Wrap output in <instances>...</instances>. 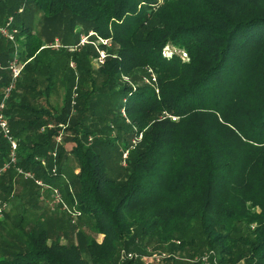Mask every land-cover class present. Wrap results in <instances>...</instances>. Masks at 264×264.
I'll list each match as a JSON object with an SVG mask.
<instances>
[{
    "label": "trees",
    "instance_id": "trees-1",
    "mask_svg": "<svg viewBox=\"0 0 264 264\" xmlns=\"http://www.w3.org/2000/svg\"><path fill=\"white\" fill-rule=\"evenodd\" d=\"M1 5L0 24L8 15L25 18L26 9L43 13L48 22L69 17L79 34L88 31L103 41L106 57L97 65L93 56L81 55L80 85L88 90L81 95L94 104L81 101L79 114L67 121L75 79H67L69 88L62 85L64 95L52 97L58 89L47 76L59 78L60 65L42 63L45 49L33 39L32 19L30 26L21 23L19 33L29 39L22 59L28 61L4 108L18 161L0 179L10 170L21 176L20 163L23 173L49 185L67 183L65 200L76 215L73 222L68 213H52L53 226L42 218L21 235L22 242L6 243L12 248L0 250V264H141L135 256L157 251L170 253L164 259L169 264H192L190 259L212 252V263L264 264V0H0ZM168 47L174 49L169 55ZM11 51L0 53V104L13 77L8 62L16 50ZM37 67L49 73L36 89ZM113 106L116 114L110 113ZM97 110L114 115L105 130L95 124ZM53 122L64 124L61 146L53 139L58 130H47ZM100 132L104 141L93 137ZM113 139L127 145L120 179L111 177L103 148ZM11 160V142L0 129V168ZM54 160L61 170H73L70 181L54 182L45 167ZM5 242L0 240L3 247Z\"/></svg>",
    "mask_w": 264,
    "mask_h": 264
},
{
    "label": "rangeland",
    "instance_id": "rangeland-1",
    "mask_svg": "<svg viewBox=\"0 0 264 264\" xmlns=\"http://www.w3.org/2000/svg\"><path fill=\"white\" fill-rule=\"evenodd\" d=\"M28 11V14H27ZM20 13L23 12V9L19 11ZM34 10H28L26 9V12H24L22 15H25V18H15L12 15H8L5 19V21L0 24V27L5 26L6 21H9L10 18H14V24L11 27L12 31L14 32V41L11 42L8 41L9 38H0V53H7L9 51L16 50L14 53L11 55L10 54V60L8 62L9 67H12L13 65H18L20 68L23 69L26 61V59H22V51H24L25 45L29 39H27L25 34H20V25L21 23L25 22L26 26H30L31 19L33 21L32 29L30 32H33L34 36L33 39L35 40L36 37L38 40L42 42L43 48L45 49V53H42L41 59L42 63L46 66H50L51 64L55 63L54 66L60 65V73L59 78L49 76L50 74H53L52 72L46 77L47 80L49 81L50 87L53 89L57 87L58 90H54L52 92V97L54 99H58L57 93L60 92V95H64L65 91L62 89L63 87H70L67 84V79L69 78H74L75 83L72 89V98H71V107H70V113L65 116L67 121L71 119L72 115H77L78 113V108L81 104V101L88 106H92L94 102L91 100L84 101V97L81 95L82 90L87 92V89H82L81 90V77H82V70L80 68L81 64L79 62V59L81 58V55L83 54L84 56H89V57H94L96 59V62L100 60L105 59V52L102 50V44L103 41L98 39L97 37L93 36L92 33L85 31L79 34V27L78 24L76 23H71L69 21V17L63 16L64 19L57 18L50 20L48 22V18L43 14H39ZM4 15V7L3 5L0 6V16ZM6 16V15H5ZM35 16V17H34ZM5 24V25H4ZM54 25V26H53ZM52 26V27H50ZM31 28V27H30ZM29 28V29H30ZM33 41V40H31ZM54 41V42H52ZM24 42V43H22ZM37 42V41H36ZM56 44V45H54ZM54 45V46H53ZM59 46V47H57ZM53 47V48H52ZM62 47V48H60ZM52 48V49H50ZM54 48H60L58 50ZM53 49L55 51H53ZM50 50V51H46ZM63 50V51H61ZM174 50L173 48H167L166 49V54H171V51ZM12 52V51H11ZM80 54V57L78 56ZM8 55V54H7ZM78 56V57H77ZM27 57V55H26ZM28 57L27 59H29ZM9 59V57H8ZM99 62H97V65ZM96 65V66H97ZM37 66V65H36ZM42 69V67H41ZM51 69V68H50ZM97 69V68H96ZM54 71L51 69V71ZM1 71V70H0ZM90 67L87 66V70L84 73V77L87 78L90 75ZM3 72L0 73V78H5L3 75ZM55 72V71H54ZM49 73V70L47 68H44L43 70H40V68L35 69V75L37 84L34 85V87L40 88L42 85H44V78L46 74ZM57 74V72H56ZM132 77V76H131ZM131 77H124L125 80L128 79L130 83H132V78ZM62 80V81H60ZM21 83H24V78L21 80ZM67 85V86H66ZM24 91H22L23 93ZM110 93L104 92L103 95L104 97L109 96ZM40 97V95H38ZM63 99H60V105L57 106L61 108L62 101ZM53 104L56 103V101H53ZM103 102H101L102 104ZM109 108V107H107ZM110 113L111 114H116L118 112L117 106L110 107ZM122 113H124V109H122ZM79 114V113H78ZM58 114L56 113V117ZM97 127L99 129H107L111 124H113V117L114 115H109L107 117L104 116V112H100L97 110L95 114ZM119 122H121V118H117ZM66 123V122H65ZM63 123L58 124V122H53L52 125H49V128L47 130H58L57 134L53 136L54 141L56 140L58 142V137L65 131V129H62L61 127L64 126L61 125ZM69 122L67 123V125ZM49 133V132H48ZM44 134V133H43ZM60 134V135H59ZM113 134V132H112ZM115 137H116V133ZM95 140H105V135L104 132H100V134H95L93 136ZM113 138V136H112ZM126 135L121 134L120 139L125 142ZM109 145L104 146L103 148H107L108 154H106V161L108 164V168L110 171L111 177L115 179H120L123 178L126 174L125 168L127 167V162L125 160L128 157V152H126V144L125 143H120V141L117 142V140L113 139ZM65 140L62 139L61 143H58V145L61 146L62 143H64ZM65 144V143H64ZM124 145V146H123ZM56 150H52L50 153L53 155ZM54 156V155H53ZM55 158V156L53 157ZM20 164V163H19ZM19 164L16 166L17 171L21 176L17 175L14 170H10L9 173H6L4 177H2V180L0 181V201L7 200L6 202L8 204V209L7 213L4 216V220L1 222V227H0V240L6 241L5 242V247H3L0 244V250L4 249L7 250L6 247H11L12 246H6L7 242H11L13 244L14 240H21V235L24 234L25 232H28L31 228L34 226L39 225V222L42 220V218L46 219V222L49 221V224L52 223V226L56 222V218L52 215L54 213L55 215L58 214V212L62 213H68L71 216V219L73 220V214L76 215L75 209L73 210L68 204L66 198V190L70 188L69 184L66 183V185H54L41 181L40 178L38 179L37 176L34 178H30L29 180L26 181L24 178L23 174L20 171H23L20 167ZM46 168H48V172H52V175H54L55 181L54 182H63L66 179L70 181V175L73 173V170L71 168L65 169L64 168L61 170L58 164H55L54 160V166L52 168L50 165L47 163L45 165ZM25 172V171H24ZM62 172V173H61ZM36 181H40L43 185L42 186H37L38 184ZM35 182V183H34ZM36 185H34V184ZM29 188L31 189V192H29ZM237 195L240 198H246V194L244 192H238ZM248 200V199H247ZM32 203V205H30ZM36 205V206H35ZM60 215V214H58ZM58 218V217H57ZM64 221H68L70 218L67 216L63 217ZM70 219V221H71ZM39 221V222H38ZM74 222V220H73ZM47 224V225H49ZM63 224V223H62ZM51 226V227H52ZM22 227L24 230H22ZM65 229V228H64ZM101 239V238H99ZM17 243H19L17 241ZM4 245V244H3ZM159 254H155L153 256H148V254L144 255H137L136 260L141 262V264H169V262H164L165 257H168L170 253L168 252H163V251H157ZM0 251V257H2ZM163 254V255H161ZM213 255L214 253L212 252L211 254H204V257L207 259L204 260H198L196 257L194 260H191V257H185L184 259H190V262L192 264H196L195 262L200 261V264H218V261L213 260ZM184 257V255H183ZM180 258V253L176 254L173 256V262L174 259L178 260ZM174 264V263H171ZM224 264H231L230 263H224ZM239 264H245L244 261H242Z\"/></svg>",
    "mask_w": 264,
    "mask_h": 264
},
{
    "label": "built area",
    "instance_id": "built-area-1",
    "mask_svg": "<svg viewBox=\"0 0 264 264\" xmlns=\"http://www.w3.org/2000/svg\"><path fill=\"white\" fill-rule=\"evenodd\" d=\"M14 24L13 18H10L8 23L6 24V26H2L0 27V35L5 37V38H9L10 41H14V32L12 31V26ZM59 47V46H57ZM11 71L13 73V77L12 80L9 84V86L5 89V95L3 97V100L0 104V129L2 130V132L4 133V135L10 140L11 145H12V160L9 163H6L3 167L0 168V177L8 170L10 169V167L12 165H16L17 164V157H16V150L18 147L17 144V140L14 139L13 137H11L10 134V117H8L6 115V113L4 112V108L9 100V97L11 95V93L16 89L17 86V82L18 79L20 78V74L22 71V68H20L18 65H13L11 67ZM174 120H176L175 118H173ZM62 134L58 137V143H61L62 141ZM55 155V153L53 154ZM22 174L25 175V178H33V175L31 173H23V171H20ZM36 183L40 186H42L43 184L40 181H36ZM8 209V204L4 201H0V223L1 221L4 220V215L7 212ZM131 257V255H130ZM207 259L206 257L202 258V260Z\"/></svg>",
    "mask_w": 264,
    "mask_h": 264
},
{
    "label": "clouds",
    "instance_id": "clouds-1",
    "mask_svg": "<svg viewBox=\"0 0 264 264\" xmlns=\"http://www.w3.org/2000/svg\"><path fill=\"white\" fill-rule=\"evenodd\" d=\"M2 222V221H1ZM1 224V223H0Z\"/></svg>",
    "mask_w": 264,
    "mask_h": 264
}]
</instances>
